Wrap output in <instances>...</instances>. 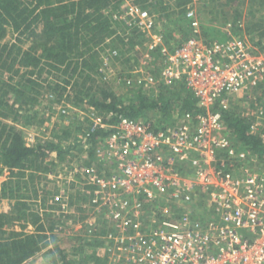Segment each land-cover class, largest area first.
Here are the masks:
<instances>
[{
    "label": "built area",
    "instance_id": "obj_1",
    "mask_svg": "<svg viewBox=\"0 0 264 264\" xmlns=\"http://www.w3.org/2000/svg\"><path fill=\"white\" fill-rule=\"evenodd\" d=\"M122 1L125 6L111 11L112 19L125 21L128 35L144 31L150 38L144 57L155 62L156 72H144V86L182 83L205 110L180 112L172 126L156 128L122 115L113 123L89 115L86 139L90 142L97 128L105 130L93 153L111 172L86 165L84 186L90 188L89 203L106 208L119 229L107 239L128 241L119 250L125 264H264V154L240 145L221 112L237 94L252 92L243 117L264 143V40L250 44L229 32L224 39L206 40L196 11L187 7L191 36L170 47L151 33L156 16L151 6ZM128 16H134L132 22ZM140 197L172 210L157 213V227L142 231L129 206L141 204ZM107 251L119 259L112 248Z\"/></svg>",
    "mask_w": 264,
    "mask_h": 264
},
{
    "label": "trees",
    "instance_id": "obj_2",
    "mask_svg": "<svg viewBox=\"0 0 264 264\" xmlns=\"http://www.w3.org/2000/svg\"><path fill=\"white\" fill-rule=\"evenodd\" d=\"M156 1L160 11L166 10V6L171 8L168 2L163 4L164 0ZM187 1L175 0L182 20L185 18ZM122 2V0H0V181L3 180L0 196L15 200L11 212H0V264H30L28 259L49 244L47 240L45 241L48 233L54 237V223L48 219L50 223L46 226L42 215L30 207L28 202L37 199L36 188L33 187L32 194H21L20 183H24L23 186L27 189V184L34 182L37 172L39 174L44 172L45 175L49 170L48 166L42 167L49 156L55 153L59 157L68 149L55 139H39L35 144L27 145L22 131L16 125L7 122L9 118L17 120L18 107L30 106L37 102L35 95L29 96L27 92L36 86L42 87L33 75L40 78L45 71L56 72L54 77L57 80L53 84L48 81L45 86L51 91L49 95H54L52 103L61 101L62 92L66 89L65 84H70L75 78L76 81L73 80L67 98L73 103L84 104L88 111L104 123H113L120 115L138 119L146 116L149 109L168 112L169 109L176 107L180 112L191 113L205 110L203 106L198 105L191 92L185 90L182 83L175 84L178 89L160 84L159 94L155 96L147 94L145 89L143 91L140 88L127 97L104 85H85L89 79L95 81L90 76V71L100 65L99 54L100 50L107 46L106 41L109 40L113 46L125 43L126 38L116 34L117 29L112 22L111 13ZM140 2L145 7L157 9L156 4H147V0ZM243 2L244 0H225L229 10L235 7L232 12L235 25L237 19L241 17L239 7ZM248 13L251 16L261 14L257 19L248 20L245 24V31L248 34L254 32L261 39L264 37V0H248ZM201 28L204 35L209 31L210 34L206 37L209 36L211 39L215 38L213 34L218 32L204 25ZM9 31L16 34L15 38L2 42ZM27 41L30 45L23 49L21 43ZM176 42L168 45L173 47L181 43ZM217 109V105L212 107V110ZM221 112L230 135L238 140L240 145L259 155L264 154V143L250 132L248 121L237 113L236 108L229 107ZM85 119L88 122L87 126H84L87 132L91 119L89 116ZM148 121L154 128L162 127L160 124L155 125L151 120ZM76 129L80 131L82 127L78 126ZM86 132H83V136ZM105 134V130L97 128L91 135L92 144L97 143L98 136ZM90 149L89 154L93 156V150ZM15 219L24 221L23 224H19L18 229L15 228ZM29 224L33 227L31 231L27 229ZM55 247L59 248L57 245ZM59 251L61 264H73L62 255V250ZM94 257L98 258L95 255ZM53 264L60 263L53 260ZM97 264H101L98 259Z\"/></svg>",
    "mask_w": 264,
    "mask_h": 264
},
{
    "label": "rangeland",
    "instance_id": "obj_3",
    "mask_svg": "<svg viewBox=\"0 0 264 264\" xmlns=\"http://www.w3.org/2000/svg\"><path fill=\"white\" fill-rule=\"evenodd\" d=\"M135 1L140 2V0ZM166 1L163 4L168 2ZM125 4V2H122L119 8H123ZM187 4V7H191L196 11L200 27L204 25L213 31L215 29L218 31L213 34L215 38L220 36L221 39H224L226 37L225 33L229 32L233 36L247 37L250 44L264 40V37L259 39L254 32L248 34L245 31L247 21L255 20L261 15L256 13L255 16H251L248 13V0H244L240 4L241 17L237 19V25L233 21L234 16L232 13L235 7L229 10L225 0H188ZM140 6L144 7L142 2H140ZM170 6L171 8L166 6L167 9L161 11L158 5V11L151 8L156 15L155 26L152 28L151 33L160 34L164 38L163 42L167 45L176 41V43L183 42L191 36L189 20L186 17L183 20L181 19L175 3ZM133 19L134 16L132 18L128 16L126 21L132 22ZM112 22L117 29L116 34L126 38L125 43L115 44L116 42H114L115 46H113V44L109 43V40L106 41L107 46L105 44V47L100 50V65L90 71V76L95 81L92 82L93 80L90 81L89 79L85 85H104L125 97L131 96L140 88L143 91L145 89L147 94L154 96L159 94L160 89L155 86V81L151 87L144 86V72H156L155 62L146 61L144 57V44L150 41V38H147L149 35L146 36L144 31H135L128 35L125 21L117 22L112 19ZM236 28L240 29L236 30ZM202 33L204 35V32ZM207 34H210L209 31L203 36L206 40L209 39V36L206 37ZM15 36V33L9 31L2 42L12 41ZM165 37H168V39H165ZM29 45L28 41L21 43L23 49L28 48ZM114 50L116 54L113 53ZM55 74V71L50 73L45 71L40 78H36L33 75V78L42 84V87L36 86L27 92L29 96L34 94L37 102L30 106L24 107L22 105L18 107L17 120H12V118L7 120V122L16 125L22 131L27 145L35 144L39 139H55L60 141L65 149H68L65 154L59 157L55 153L49 156L42 164V167L48 166L49 170L46 171L45 175H43L44 172L40 174L37 172L39 175H35L33 183L29 182L27 184V189L23 186L24 183H20L22 187L21 194H32L33 187L36 188L37 199L34 197L35 199L28 200L30 207L42 215L46 226L50 223L48 219L55 226L54 237H52L51 233H48L49 236L45 239L49 244L29 258L28 263L53 264V260H58V263L61 264L59 250H62V255H65L67 260H70L73 264H97V259L101 264H125V254L123 255L120 249H124L128 241L125 240L120 243L107 239L108 234L118 233L119 229H116L117 227L106 216V208L99 207L100 204L89 203L90 188L84 186L86 181L84 168L86 165L92 163L100 164L99 168L104 174L111 172V169L104 166L103 162H99L94 158V155L91 156L89 154L90 148L94 151L96 144L93 145V141L89 142L86 136H83V132H86L84 126L88 124L85 118L91 115L92 112L88 111L84 104L73 103L67 98L66 95L75 78L72 79L70 84H65L66 89L62 92L61 101L52 103L54 95H49L51 91L46 89L45 86L48 81L53 84L57 80L54 77ZM127 78L130 79V82L127 81ZM176 85L171 84L169 86L170 88L178 89L179 87ZM180 89L184 91V89ZM36 90L37 93H35ZM185 90L187 89L185 88ZM251 98H253L252 92L239 93L233 97L234 100L230 102L229 107L236 108L237 113L243 117V113L247 110L244 107L246 105L245 102L252 105V102L248 101ZM63 109L66 111L62 112ZM179 113L180 111L176 107L169 109L168 112L149 109L146 116L138 119L143 121L145 119L147 121L151 120L155 125L160 124L159 126L164 124V126H172ZM78 126H81L82 130L77 131L76 127ZM104 137L101 135L98 136V139H103ZM2 182L3 180L0 181V189ZM139 200L141 204H129V206L131 210L133 208L132 211L137 216L134 222L142 231H144V226L157 227V213L167 214L172 210L170 204H153L141 197ZM14 202V199L0 196V212H11ZM131 210L129 208L125 210L127 215L132 213ZM23 223V220H14L15 228L17 229L20 228L19 224ZM125 224L130 227L132 218L130 221H126ZM27 229L31 231L33 227L29 224ZM55 245L59 246V248L55 247ZM107 248H112L115 254L119 256V259H116L118 257L111 259ZM123 252L125 253V250ZM92 254L98 258H95L94 255L92 256Z\"/></svg>",
    "mask_w": 264,
    "mask_h": 264
}]
</instances>
